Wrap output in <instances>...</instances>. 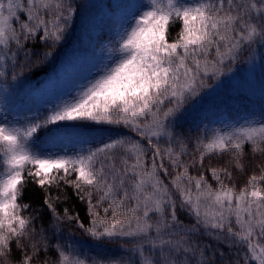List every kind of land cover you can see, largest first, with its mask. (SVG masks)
Returning <instances> with one entry per match:
<instances>
[{
    "label": "snow or ice",
    "instance_id": "6c2138e0",
    "mask_svg": "<svg viewBox=\"0 0 264 264\" xmlns=\"http://www.w3.org/2000/svg\"><path fill=\"white\" fill-rule=\"evenodd\" d=\"M257 60L259 84L236 78ZM225 85L259 108L201 126ZM0 264H264V0H0Z\"/></svg>",
    "mask_w": 264,
    "mask_h": 264
},
{
    "label": "trees",
    "instance_id": "16d2710c",
    "mask_svg": "<svg viewBox=\"0 0 264 264\" xmlns=\"http://www.w3.org/2000/svg\"><path fill=\"white\" fill-rule=\"evenodd\" d=\"M106 35L107 33L99 36L97 39L103 41L105 40ZM173 36H174V32H173ZM85 51H86V47L82 43V32L79 29H77L73 32L72 36L69 38L64 48L61 50V55L65 56L66 54V57H72L83 54ZM59 65H60V59L58 58L55 64L52 65L50 68L46 69V71L52 72L53 76L55 77L58 74ZM82 75H86V72L78 71V70H70L67 73L60 72L59 80L54 81L52 86L46 85L45 90H42L38 94V101L40 103H44L42 107H37L35 103L32 100H30L27 95H25L24 85H20V87L16 89L14 94V103L16 107L13 109L12 114L18 115L21 118H26L36 115L38 113H43L44 109L49 106L48 101L51 100L52 103H56L57 99L59 98V95H62L67 90H69L72 87L73 82L79 79ZM253 75L256 83L259 84V81L261 79V68L259 66L258 60H257V67L254 70ZM44 80L45 78L41 77L40 82H36L35 78H32L31 83L33 85L34 90L40 89ZM26 83H27V79H26ZM259 105H260V101L258 95L252 97L244 92H241L239 94H233L232 91L229 89L228 85H225L224 89L220 93V96L218 98V103L215 109L212 112L208 113L207 119H203V117L200 118L202 120L201 126H203V124H208L209 120H216L220 118H227L230 120L236 117L238 114L243 115L244 113L248 112L250 108L253 107L259 108ZM189 127H191V130L194 134L196 131L195 125L191 124V122L189 121H186L185 130H187ZM37 135L40 139L43 140L46 136V130H41ZM67 191L69 194L71 193V189H67ZM51 195L56 196L57 189L55 188L51 189ZM42 198H43L42 190L29 184L28 189L25 192L24 201L22 202L31 203L33 209H35L40 206L42 202ZM64 207H68L70 213L73 210H75L81 216L84 215V210H83L84 206L81 205L79 201L75 199V197L70 199L66 204L60 205L58 210L62 211ZM64 231L74 239L77 240L82 239L81 234L75 231L71 225L66 224L64 226ZM68 242L71 241L69 240Z\"/></svg>",
    "mask_w": 264,
    "mask_h": 264
},
{
    "label": "rangeland",
    "instance_id": "374dc122",
    "mask_svg": "<svg viewBox=\"0 0 264 264\" xmlns=\"http://www.w3.org/2000/svg\"><path fill=\"white\" fill-rule=\"evenodd\" d=\"M246 55V53H245ZM241 59H243V56L241 57ZM257 67V61H256V66L253 67L252 64H243V65H240L239 66V70L237 71L236 69H234V72H235V76L237 79H241V80H244V79H252V76H253V72L254 70L256 69ZM233 76V73H226L224 77H222L221 79L222 80H225L227 79L228 77H231ZM219 83V82H217ZM213 87H215V85H213Z\"/></svg>",
    "mask_w": 264,
    "mask_h": 264
}]
</instances>
